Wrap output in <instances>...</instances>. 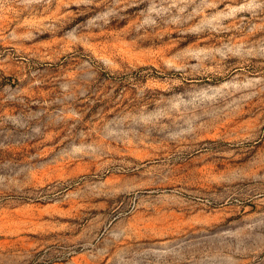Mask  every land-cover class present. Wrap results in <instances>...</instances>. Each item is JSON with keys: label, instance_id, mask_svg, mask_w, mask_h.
<instances>
[{"label": "rangeland", "instance_id": "1", "mask_svg": "<svg viewBox=\"0 0 264 264\" xmlns=\"http://www.w3.org/2000/svg\"><path fill=\"white\" fill-rule=\"evenodd\" d=\"M0 264H264V0H0Z\"/></svg>", "mask_w": 264, "mask_h": 264}]
</instances>
